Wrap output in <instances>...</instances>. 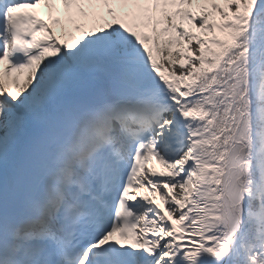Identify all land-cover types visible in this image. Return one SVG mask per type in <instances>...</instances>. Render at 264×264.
Masks as SVG:
<instances>
[{
	"label": "snow or ice",
	"instance_id": "snow-or-ice-1",
	"mask_svg": "<svg viewBox=\"0 0 264 264\" xmlns=\"http://www.w3.org/2000/svg\"><path fill=\"white\" fill-rule=\"evenodd\" d=\"M0 264H264V0H0Z\"/></svg>",
	"mask_w": 264,
	"mask_h": 264
},
{
	"label": "rangeland",
	"instance_id": "rangeland-1",
	"mask_svg": "<svg viewBox=\"0 0 264 264\" xmlns=\"http://www.w3.org/2000/svg\"><path fill=\"white\" fill-rule=\"evenodd\" d=\"M57 8H58V7H57ZM58 9H59V8H58ZM59 14H60V9H59L58 12H54V13H53V15H58V16H59ZM63 20L66 21V17H65V15L63 16ZM65 26L69 28L70 25H68L67 22H66ZM55 30H56V33H57L58 36L61 35V28H60V26L56 25V26H55ZM77 34H78V33H76L75 31L72 32V35H77ZM66 38L69 39V40L71 39L70 36H67ZM159 167H160V166H159Z\"/></svg>",
	"mask_w": 264,
	"mask_h": 264
},
{
	"label": "bare ground",
	"instance_id": "bare-ground-1",
	"mask_svg": "<svg viewBox=\"0 0 264 264\" xmlns=\"http://www.w3.org/2000/svg\"><path fill=\"white\" fill-rule=\"evenodd\" d=\"M59 6H60V5H59ZM60 7H61V10L64 11V9L62 8V6H60ZM46 9H48V8H46ZM63 21L65 22V20H63Z\"/></svg>",
	"mask_w": 264,
	"mask_h": 264
}]
</instances>
